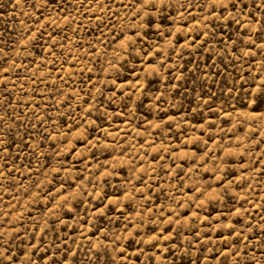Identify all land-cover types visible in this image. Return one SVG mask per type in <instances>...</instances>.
<instances>
[{
  "label": "rangeland",
  "instance_id": "1",
  "mask_svg": "<svg viewBox=\"0 0 264 264\" xmlns=\"http://www.w3.org/2000/svg\"><path fill=\"white\" fill-rule=\"evenodd\" d=\"M0 264H264V0H0Z\"/></svg>",
  "mask_w": 264,
  "mask_h": 264
}]
</instances>
